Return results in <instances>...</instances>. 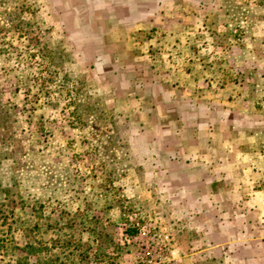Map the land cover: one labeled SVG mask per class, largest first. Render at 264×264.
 <instances>
[{
    "label": "rangeland",
    "instance_id": "rangeland-1",
    "mask_svg": "<svg viewBox=\"0 0 264 264\" xmlns=\"http://www.w3.org/2000/svg\"><path fill=\"white\" fill-rule=\"evenodd\" d=\"M178 30L188 52L173 46ZM190 68L201 85L175 79ZM155 83L258 102L225 118L254 173L226 201L255 203L247 233L264 235V162L247 160L264 157V0H0V264L244 263L207 240L218 208L162 172L169 151L143 131ZM263 248L247 250L253 264Z\"/></svg>",
    "mask_w": 264,
    "mask_h": 264
},
{
    "label": "crops",
    "instance_id": "crops-1",
    "mask_svg": "<svg viewBox=\"0 0 264 264\" xmlns=\"http://www.w3.org/2000/svg\"><path fill=\"white\" fill-rule=\"evenodd\" d=\"M119 1L126 3L127 0H115V2ZM142 12H144L143 15L147 14L146 10L140 13ZM192 16L196 18L194 15ZM185 33L181 30L176 32L172 31L174 37L173 46H176L178 50L182 49V53L183 51L188 52L187 50H190L187 49V46L190 44L184 45L186 42L184 38ZM195 47L197 48L198 46L195 45ZM185 54L189 56V53ZM189 60H192L191 65H193V62H197L195 57H191ZM195 65H199V63ZM197 72L198 70L192 71L190 68L189 74H181L179 72L175 79L179 82L183 81L193 87L198 86L197 84H200L203 79ZM149 86V88H153V91L147 90L146 88V96L151 101V106L155 105L156 108H150L148 110V113L151 114L150 119L152 124L146 123L143 131L150 132V137L155 138H151L150 141L156 145L155 149L158 153H160L159 151L161 149L166 152L169 151L161 167L163 168L162 172L164 176L176 180L179 179L177 184L178 190H181L180 192L185 195L192 196L197 204H207L215 210L218 208L216 216H213V221L215 225H219V228H217L216 233L209 235L207 240H218L217 238L220 237L221 242H217L218 244H223V248L227 249V252L228 250L234 252V255L239 256L244 262L243 264H253L258 253L247 250L252 248V244L264 247V235H251L247 233L249 230L251 232L250 227L256 226L259 222L258 218L256 219L254 217L253 219L255 212L254 206L256 204L248 205L247 202L229 204L226 201L228 195L244 192L242 189L244 180L243 173L249 172L250 170L253 173V169L243 164L244 159L242 157L245 155L243 152L247 149V147H241L244 142L242 140L236 142V139L230 141L228 131L233 130L236 126L235 123L232 124L225 118L226 115L228 117L230 115L234 117L236 114L235 108L241 106L243 110H247L244 113L242 112L241 116L248 119L249 112L252 113L254 112L252 110L258 108V102L251 97L244 102L242 99L244 94L241 92L240 95L232 94V97L236 98V103L232 105L231 102L223 98L213 101L210 100V102L206 101V99L219 96L211 95L214 94L211 91L199 92L196 89L192 90L191 97H187L184 95L186 90L184 92L182 89L175 91L176 88H174V91H164L163 85H158L157 83ZM202 93L211 96H202ZM167 95L174 96V100H168L166 98ZM158 106L160 107L157 109ZM158 111L160 112L158 113ZM246 113H248V116ZM158 114L164 116V119L168 120L171 118V120L163 124L164 120H161ZM171 114L174 115L173 118ZM164 132H168L171 136L168 138L171 139L165 140L163 136ZM240 136V139H243L245 134L242 133ZM257 146L258 143L255 142L254 149ZM237 152L239 159H236L238 158ZM257 153L259 152L249 156L247 154V160L258 159L256 161L257 163L264 162L262 154ZM157 157L159 159V156ZM168 164L175 169V172L171 170L172 167ZM245 167L247 170H245ZM237 168L238 171H236ZM234 169L235 171H233ZM229 171L233 172L229 173ZM182 179H187L188 186L183 184ZM236 180L239 183L237 186L228 184ZM235 224L241 225V237L239 239L235 237L228 239L225 227L232 228ZM244 251L246 252L244 253ZM260 255L262 256L261 252L259 253ZM262 260L264 263V252Z\"/></svg>",
    "mask_w": 264,
    "mask_h": 264
},
{
    "label": "trees",
    "instance_id": "trees-1",
    "mask_svg": "<svg viewBox=\"0 0 264 264\" xmlns=\"http://www.w3.org/2000/svg\"><path fill=\"white\" fill-rule=\"evenodd\" d=\"M134 234H135L134 231H130L131 236H134Z\"/></svg>",
    "mask_w": 264,
    "mask_h": 264
}]
</instances>
